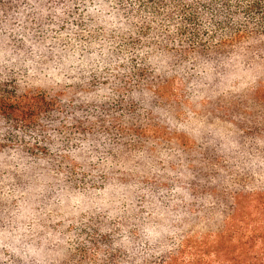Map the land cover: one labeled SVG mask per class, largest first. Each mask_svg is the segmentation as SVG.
Wrapping results in <instances>:
<instances>
[{
    "label": "clouds",
    "instance_id": "clouds-1",
    "mask_svg": "<svg viewBox=\"0 0 264 264\" xmlns=\"http://www.w3.org/2000/svg\"><path fill=\"white\" fill-rule=\"evenodd\" d=\"M0 264H264V0H0Z\"/></svg>",
    "mask_w": 264,
    "mask_h": 264
}]
</instances>
